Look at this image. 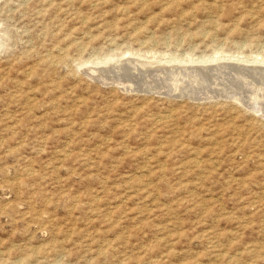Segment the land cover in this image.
Returning a JSON list of instances; mask_svg holds the SVG:
<instances>
[{"label":"rangeland","instance_id":"rangeland-1","mask_svg":"<svg viewBox=\"0 0 264 264\" xmlns=\"http://www.w3.org/2000/svg\"><path fill=\"white\" fill-rule=\"evenodd\" d=\"M262 85L264 0H0V264H264Z\"/></svg>","mask_w":264,"mask_h":264},{"label":"bare ground","instance_id":"bare-ground-1","mask_svg":"<svg viewBox=\"0 0 264 264\" xmlns=\"http://www.w3.org/2000/svg\"><path fill=\"white\" fill-rule=\"evenodd\" d=\"M258 57V56H257ZM209 59H207V61H214V62H216V61H218V59H220V58H223V57H220V58H214V57H208ZM231 58V57H230ZM120 61V60H119ZM172 61V60H171ZM174 61V60H173ZM230 61V60H229ZM244 61V60H243ZM258 60H256V62H257ZM196 62V61H195ZM199 62H205L206 63V60H203V59H201V60H199ZM227 62V61H226ZM255 62V61H254ZM259 62V61H258ZM209 63V62H208ZM141 64H143V63H141ZM207 64V63H206ZM240 64V63H239ZM143 65H147L146 63H144ZM170 65V64H169ZM166 66V65H165ZM124 67V66H123ZM155 67V66H154ZM153 67V68H154ZM189 67V66H188ZM209 67V66H208ZM243 67V66H242ZM122 68V67H121ZM143 68V67H142ZM186 68V67H185ZM215 68H219V67H215ZM215 68H209V69H215ZM236 68V67H235ZM240 68V67H239ZM173 71V72H175L174 71V68L173 67H170L169 69H167V68H164V67H157V68H155V70H152V71H150V72H155V73H159V72H163L164 74H171V70ZM179 69V68H178ZM203 69V68H202ZM231 69H232V67H231ZM252 69V68H251ZM258 69V68H257ZM91 70V69H90ZM93 70V69H92ZM176 70V69H175ZM183 70H190V69H183ZM196 70V73L197 74H200V72H201V70L199 71V70H197V69H192V72L193 71H195ZM206 70V69H205ZM217 70V69H216ZM235 70H237V69H235ZM253 70H255L256 71V68H254L253 67ZM262 70V69H261ZM126 71H127V69H126ZM179 71V70H178ZM182 71V70H181ZM207 71H209L208 69H207ZM250 71V70H249ZM258 71V70H257ZM98 72V71H97ZM111 72V71H110ZM136 72V71H135ZM148 72V71H147ZM172 72V73H173ZM213 72V71H212ZM217 72V71H216ZM102 73H104V70H100L99 71V76H100V74H102ZM128 73V72H127ZM127 73H126V75H127ZM189 73H191V72H189ZM194 73V72H193ZM202 73H204V69L202 70ZM205 73H207V72H205ZM255 73V72H254ZM122 74H124L123 72H122ZM122 74H120V75H122ZM133 74H134V72H133ZM145 74V73H144ZM160 74V73H159ZM163 74V75H164ZM180 74V73H179ZM184 74V73H183ZM197 74H196V76H197ZM252 74V73H251ZM259 74V73H258ZM155 75V74H154ZM160 75H162V73L160 74ZM172 75V74H171ZM187 75V74H186ZM190 75V74H189ZM227 75V74H226ZM235 75V74H234ZM128 76H130V75H128ZM133 76V75H132ZM137 76H139V75H137ZM137 76L135 77V79L137 78ZM140 76H142V75H140ZM153 76V75H152ZM183 76V75H182ZM199 76V75H198ZM201 76V75H200ZM199 76V78H201ZM101 77V76H100ZM102 77H104L103 76V74H102ZM110 76H108V78H109ZM112 77V76H111ZM121 77V76H120ZM173 77V76H172ZM190 77V76H189ZM240 77V76H239ZM260 77V76H259ZM115 78V77H114ZM113 78V79H114ZM123 78V77H122ZM144 78H146V76L144 77ZM169 78H170V76H169ZM176 78V77H175ZM261 78V77H260ZM125 79H127V77L125 78ZM151 79V78H150ZM172 79V78H171ZM173 79H174V77H173ZM206 79V78H205ZM108 80V79H107ZM110 80V79H109ZM122 80V79H121ZM139 80V79H138ZM175 80V79H174ZM191 80V79H190ZM201 80V79H200ZM123 81V80H122ZM192 81V80H191ZM193 81L195 82V81H198V80H196V79H193ZM205 81V80H204ZM117 82V81H116ZM129 82V81H128ZM132 82V81H131ZM139 82H140V80H139ZM144 82V81H143ZM150 82V81H149ZM160 82V81H159ZM163 82H165L164 80H163ZM193 82V83H194ZM201 82V81H200ZM142 83V82H141ZM153 83H155V82H153ZM162 83V82H161ZM181 83V82H180ZM192 82H191V84H193ZM202 83V82H201ZM121 84V83H120ZM119 84V85H120ZM122 84H124L125 85V83H122ZM121 84V85H122ZM131 84H133V83H131ZM146 84V83H145ZM144 84V85H145ZM185 84H187V83H185ZM184 84V85H185ZM205 84V83H204ZM260 84V83H259ZM143 85V86H144ZM147 85V84H146ZM144 86L145 88L146 87H148V86ZM153 85V84H152ZM151 85V86H152ZM143 86H137V90H140L141 92H142V87ZM150 86V87H151ZM155 86V84L153 85V87H151V90H154L155 92H156V90L154 89V88H157V87H154ZM162 86V85H161ZM190 86V85H189ZM246 86V85H245ZM254 86V85H253ZM261 86V85H260ZM260 86H258V87H260ZM125 87H129V85L128 86H125ZM135 86H133V88H134ZM138 87H140V89L138 88ZM143 87V90L145 89ZM257 87V88H258ZM262 87H263V85H262ZM132 88V87H131ZM161 88V87H160ZM190 88V87H189ZM187 88V86H183V88H181L180 86H178V87H173V88H170V91L168 92V91H166V92H168V94H174L175 96H180V95H186V96H188V97H191V98H204V97H213V96H217V95H215V94H219L218 92H216V91H213V90H210V91H206V93H205V91H204V93L203 92H196V91H194L195 89H193V87L192 88ZM208 88V87H207ZM253 88V87H252ZM136 89V88H135ZM136 90V91H137ZM149 90V89H148ZM163 90V89H162ZM153 91V92H154ZM133 92V91H132ZM158 92H159V89H158ZM157 92V93H158ZM253 92V91H252ZM259 92H261V93H259V96H255V97H253V101L251 100V99H246V98H243V97H234V96H231V95H226V96H228V97H230V98H232V99H234V100H236V101H238L239 103H241V104H243V105H245V106H247V107H249L250 109H252V111H255V112H257V113H262V114H264V100H262L263 98H264V96L263 95H261L262 93H264V87L263 88H259ZM255 93V92H254ZM160 94V93H159ZM231 94V93H230ZM234 94V93H233ZM257 95V94H256ZM219 96H221V95H219ZM225 96V95H224ZM240 96V95H239ZM250 98V97H249ZM262 98V99H261ZM246 99V100H245ZM262 100V101H261ZM259 101H261V102H263V103H257V102H259ZM253 102H255L256 104H253ZM248 109V108H247ZM64 156V155H63Z\"/></svg>","mask_w":264,"mask_h":264}]
</instances>
